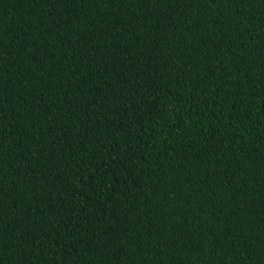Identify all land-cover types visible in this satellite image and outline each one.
<instances>
[{"label": "trees", "instance_id": "trees-1", "mask_svg": "<svg viewBox=\"0 0 264 264\" xmlns=\"http://www.w3.org/2000/svg\"><path fill=\"white\" fill-rule=\"evenodd\" d=\"M0 264H264V0H0Z\"/></svg>", "mask_w": 264, "mask_h": 264}]
</instances>
